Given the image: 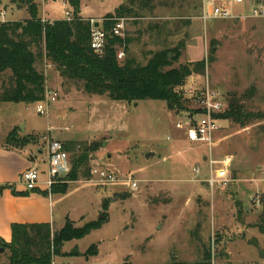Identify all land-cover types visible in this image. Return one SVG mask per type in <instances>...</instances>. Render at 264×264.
<instances>
[{"label":"rangeland","instance_id":"374dc122","mask_svg":"<svg viewBox=\"0 0 264 264\" xmlns=\"http://www.w3.org/2000/svg\"><path fill=\"white\" fill-rule=\"evenodd\" d=\"M245 1L231 4L234 16L247 15L254 2L264 8V0ZM200 2L152 0L145 8L134 4L132 14L123 17L121 38L130 43L126 51L124 46L117 50L124 53L117 60L121 64L129 57L144 64L148 52L182 44L172 68L205 62L204 73L192 74L180 89L188 110L195 108V92L207 83L220 90L225 101L235 96L243 112L254 116L243 126L231 121L220 124L213 157H232V182L224 190L211 192L207 187L203 148L186 142L189 148L175 147L176 141H183L175 128L179 112L169 111L163 101L127 103L86 95L81 83L60 82L59 74L43 61L38 69L47 76V90L57 94L48 112L38 114L37 103L0 104V142L14 126L19 138L29 137L24 131L38 135L37 144L25 147L38 159L35 146L54 142L44 140L49 130L56 139L95 142L99 146L90 155L91 167L131 176L138 184L136 190L95 186L91 177L81 174L70 183L65 201L55 207V228L64 211L73 220L67 217L63 225L68 220L79 228L99 215H106L107 222L81 240L64 243L52 264H196L205 256L211 264H264V17L209 20L204 25L198 19ZM36 3L45 22L71 17L65 0ZM121 5L129 9L130 0H81L80 11L86 19L102 22ZM4 6L6 20L28 18L25 11L17 14L12 4ZM4 6L0 5V15ZM8 76L1 80L6 82ZM58 82L59 89L53 90L52 84ZM149 153L153 155L146 158ZM70 157L67 154L69 170ZM65 168L64 175L69 172L65 174ZM196 168L199 175L193 171ZM4 236L0 234V240L6 243L9 238ZM93 245L98 254L86 260L83 255ZM0 264H8V251L1 247Z\"/></svg>","mask_w":264,"mask_h":264},{"label":"trees","instance_id":"16d2710c","mask_svg":"<svg viewBox=\"0 0 264 264\" xmlns=\"http://www.w3.org/2000/svg\"><path fill=\"white\" fill-rule=\"evenodd\" d=\"M81 0H65L71 17L65 20L42 22L38 14L36 0H11L20 8H25L28 18L18 22H0V104H34L43 100L45 75L37 64L47 62L62 79L79 82L86 95L106 96L112 101L136 103L140 101H163L169 111L201 114L188 110L187 99L180 90L192 74L204 73L205 62L172 68L184 46L148 52L144 64L134 58H126L120 64L117 50L121 46L126 51L130 40L118 38L111 32L115 22L132 14V7L138 4L147 7L152 0H130V8L118 7L113 15H107L102 23L105 32V47L101 55L90 48L89 19L80 16ZM163 1V0H158ZM201 9V5H200ZM216 48L213 49L215 51ZM173 55L169 59V55ZM9 73L6 82L1 80ZM194 102V101H193ZM227 109L218 116L223 121H231L241 126L254 119L243 112V107L235 96L226 100ZM38 136L19 138L16 130L11 131L4 144L15 149L37 144ZM98 144L65 142L62 151L70 154V170L59 176L47 192L37 189L42 195H65L69 184L79 179L91 177L90 155L97 152ZM30 192V191H29ZM16 194L15 192H13ZM17 195V194H16ZM107 216L85 223L79 228L66 220L63 227L52 232L50 224H11V240H0V247L8 251V264H52L64 243L81 240L92 231L100 229ZM98 254L97 246H90L84 253L87 260ZM179 264V263H174ZM196 264H211L210 257Z\"/></svg>","mask_w":264,"mask_h":264},{"label":"built area","instance_id":"2783aa9c","mask_svg":"<svg viewBox=\"0 0 264 264\" xmlns=\"http://www.w3.org/2000/svg\"><path fill=\"white\" fill-rule=\"evenodd\" d=\"M245 0H225L218 4V0H201V11L198 19L205 25L209 20H231V19H248V18H263L264 8L260 2L252 3L247 15L234 16L232 14L231 4L244 5ZM70 14L67 12V16ZM68 17L67 19H69ZM114 26L111 32L116 37L121 38L124 31V19H114ZM42 22H45L43 20ZM90 29V48L96 55H101L105 47V32L102 29V22L89 20ZM123 51L117 52V57H123ZM192 99L195 104L194 110L201 111V114L183 113L175 124V128L181 131L184 140L193 146L203 148L206 152V180L205 183L211 192L215 190H224L228 184L232 182L230 169L232 165V157H222L215 159L213 150L216 147V134L221 129L220 124L224 122L218 116L223 114L227 109V103L223 94L206 85L195 92ZM57 94L45 89L43 100L36 105V112L40 115H45L48 112V107L51 102L56 101ZM46 139V138H45ZM48 151V180L46 186L48 189L56 183L59 176L64 175L63 166L65 165V174L69 171L67 154L62 151L61 144L52 142L47 146ZM196 175L200 171L196 168L193 170ZM90 183L95 186H110V187H126L131 190H136L138 184L131 176L121 177L115 175L110 170L101 166H92L90 170ZM264 182V173H263ZM21 181L27 191L37 189L39 181V173L35 168L25 170L21 174ZM256 206L260 205L259 198L255 199Z\"/></svg>","mask_w":264,"mask_h":264},{"label":"crops","instance_id":"0c3cea01","mask_svg":"<svg viewBox=\"0 0 264 264\" xmlns=\"http://www.w3.org/2000/svg\"><path fill=\"white\" fill-rule=\"evenodd\" d=\"M7 3L13 5L14 7L13 9L17 11V14L21 11L26 12L25 8H20L17 6V4L11 3V0H5L4 2L3 0L0 1L1 6H4V4H7ZM3 11L5 13L3 12L1 13L0 22H18V21L26 20L24 18L19 19L18 17L12 18L10 20H6L5 19L6 6H4ZM80 16L85 19L88 18V17L83 16L81 14V11H80ZM39 18L42 21L45 20V18L40 17V15H39ZM231 20H235V19H231ZM223 21H226V20H223ZM48 22H53V21H48ZM39 66L41 65L38 64V68H40ZM45 78H46L45 89H48L49 86H48L46 74H45ZM57 78L60 82L62 81V78L60 76H58ZM52 85L53 86L51 87L53 88V90L59 89V82L53 83ZM178 116L180 117V115ZM22 125H23L22 123H19V127H22ZM15 127L16 126L8 130L6 133H3L1 139L5 140L8 134L11 131H13ZM56 129L59 130V128H56ZM48 132H50V130L47 131L46 139H50L60 144L65 143V142H73V141H66L65 139H56L55 137H52L51 133L48 134ZM24 135L38 136L34 134L27 135L25 131H24ZM46 139L44 137V140ZM182 140L184 142L176 141L175 147H178L182 150H184L185 148H189V146L186 147V144H185L186 141L184 140V137ZM35 148L37 150L38 156L40 157L39 159L35 155H33L30 147L23 148V149H15L13 147H10L0 142V188L2 187V191H0V234H4L5 238H9V240L6 243H9L11 240V231H10L11 224H15V223L17 224H50L51 228L55 229L54 231H59L60 228L63 227L64 220L67 217L70 220H73L70 217L69 211H64L61 217L62 218L61 223H60L61 225H59L57 229L55 228V216H54L55 207L63 203V201H65L66 197L68 196V194H65L63 196L48 194L47 196H45V195L40 194L39 192H29L25 189L21 181V174L25 170L35 168L39 173V181H38L37 190L40 192L48 191V187L46 186V182L48 180V174H46V171H48L47 146L46 145L44 147L35 146ZM202 159L205 161V158H202ZM13 192H15L17 195L14 194ZM6 234H9V235H6Z\"/></svg>","mask_w":264,"mask_h":264},{"label":"water","instance_id":"95a60500","mask_svg":"<svg viewBox=\"0 0 264 264\" xmlns=\"http://www.w3.org/2000/svg\"><path fill=\"white\" fill-rule=\"evenodd\" d=\"M150 155H153V153H149V154H147V155H146V158H148V156H150ZM0 191H2V187L0 188ZM98 219H102V216L99 215V216H98Z\"/></svg>","mask_w":264,"mask_h":264}]
</instances>
